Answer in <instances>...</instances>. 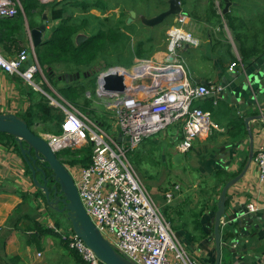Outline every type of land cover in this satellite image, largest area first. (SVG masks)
<instances>
[{
	"label": "crops",
	"instance_id": "crops-1",
	"mask_svg": "<svg viewBox=\"0 0 264 264\" xmlns=\"http://www.w3.org/2000/svg\"><path fill=\"white\" fill-rule=\"evenodd\" d=\"M60 1L62 0L58 2ZM166 1L167 5L163 11L168 9L169 0ZM228 1L230 6L227 12H224L225 0L223 2L215 0V5L223 17L229 14L237 19L236 32L228 27L225 19H223V27H213L199 20L204 18L206 0H186V9L189 14L182 13L179 20L167 26L163 31L165 37L164 34L153 35L156 38L155 50L148 59L155 58L159 62H168V31L175 26L192 33L199 40V45L184 44L181 49H178L181 64L192 82L197 84L205 82L208 86L220 85L223 90L220 94L211 93L195 102V107L211 114L215 127L206 139L194 142L192 149L184 154V159L179 166L174 165L173 158L180 153L178 145L183 138L181 126L174 125L163 133L151 137L162 135L164 148L162 154L165 158H169L175 167L185 170L186 165L192 164L196 173L202 180L204 179L201 184L203 189L190 193L181 189L179 185H175L174 200L169 204L165 198L168 190L164 193L156 191L151 193L155 201L163 198L164 201L157 203L161 205L164 203L162 205L164 214L170 211L174 219L178 218L180 221L184 219L182 230L174 232L187 255L199 264H215L214 224L217 203L225 184L235 175L237 177L249 160L251 142L249 133L251 132L254 159L244 177L228 192L226 214L221 225V236L226 237V242H222L221 264H264V184L258 180V169L255 163L257 153L264 149V54L254 56L246 62L242 61L240 54L241 47L249 48L254 42L258 44L259 49L264 50V0ZM70 2L79 3V0H70ZM93 2L87 4L90 9L88 12L83 11L84 6L74 9L79 10L80 16L100 17L92 13L94 11L101 13L91 8ZM72 8H69L67 17L73 16ZM118 9L120 11V8H116ZM130 11L127 10L129 14ZM159 11L154 9L153 15L149 18L160 14ZM46 13L49 23L44 40L53 28L50 11L47 10ZM139 19L140 16L138 17L137 14V19L132 23L138 22ZM33 21L38 24V27L43 23V16H35ZM159 28L160 25L151 28L153 30L149 35ZM30 30L32 29L25 17L23 31L25 43L21 45L22 49L33 47ZM236 34L241 38H237ZM246 36L249 37L246 38ZM133 38L138 40V37ZM165 38L166 42H164ZM20 51L10 54L0 48V52L5 57H14ZM34 51L36 53V50ZM235 62H241L244 68L239 66L232 68ZM116 67L131 69L133 66L131 68L121 65L112 66L100 72L99 75ZM77 73H84L87 76L68 83L58 78L55 81L56 84H53L44 74L37 75L36 86L33 87L22 77L0 70V113L22 116L42 97L50 100L51 105L54 100L59 104L68 103L80 111L59 92L61 88L70 85L78 87L89 81L90 76L87 71L63 73L60 77ZM95 83L93 90L89 89L85 92V98L91 104L85 107V112H80L88 116L90 121L98 124L107 134L113 133L111 136L118 137L120 128L115 121L112 120L108 129L105 128L104 118L113 116L106 108L108 97L98 94L97 79ZM39 125L36 124L33 130ZM151 138L146 139L140 146L152 141L156 144L154 153L160 152V141ZM1 149L17 153L18 160L11 167L17 169L18 165H23L24 172L17 174L13 168L0 161V264H86L69 247L66 237L72 234L71 226L66 229L57 227L47 209L49 207L41 197H37L38 190L33 183L31 173L27 172V165L22 156L13 146L8 147L0 142ZM2 156L3 152L0 159ZM66 166L69 165L66 164ZM176 186L180 188L176 190ZM198 186L194 185V188ZM206 186L208 189L204 191ZM250 203L257 205L255 212L248 211ZM170 224L172 226L171 222Z\"/></svg>",
	"mask_w": 264,
	"mask_h": 264
},
{
	"label": "built area",
	"instance_id": "built-area-1",
	"mask_svg": "<svg viewBox=\"0 0 264 264\" xmlns=\"http://www.w3.org/2000/svg\"><path fill=\"white\" fill-rule=\"evenodd\" d=\"M59 0H41L42 3ZM23 12L19 0H0V19L15 18ZM184 22V20H181ZM169 61H144L131 69L116 67L102 73L98 80V94L108 97L106 108L120 128L123 139L107 134L98 124L72 105L52 101L55 108L64 113L59 135H45L51 149L59 154L65 149L81 150L93 146L91 163L86 166H68L82 204L102 235L126 258L137 264H199L186 253L182 243L165 218L162 205L158 204L143 183L127 154L136 150L146 139L159 135L174 125H180L183 138L178 145L182 154L188 153L195 141L206 139L215 127L211 114L195 107V102L211 93L220 94L223 87L197 84L191 81L181 64L178 49L184 44L199 45V40L182 27L168 31ZM30 57L34 63L29 64ZM149 63V65H146ZM148 66V67H144ZM151 66V67H149ZM244 68L241 62L233 67ZM0 70L22 77L35 87L37 75H43L37 55L33 49L23 48L14 57H5L0 52ZM118 74L127 78L126 94L106 93L103 78ZM0 159L6 166L22 174L23 165L11 167L17 156L6 149L0 150ZM255 163L258 180L264 184V149ZM180 187L176 186L178 190ZM166 202L174 200L173 190L165 193ZM257 205L250 203L249 212ZM69 247L86 264H105L96 253L73 233L66 237Z\"/></svg>",
	"mask_w": 264,
	"mask_h": 264
},
{
	"label": "trees",
	"instance_id": "trees-1",
	"mask_svg": "<svg viewBox=\"0 0 264 264\" xmlns=\"http://www.w3.org/2000/svg\"><path fill=\"white\" fill-rule=\"evenodd\" d=\"M221 1L223 2V0ZM20 2L24 14L20 12L13 19L0 20V48L10 54L20 51L22 49L21 45L25 43L23 34L25 17L30 28L33 29L38 25L34 23L33 18L35 16L42 17L44 12L49 10L51 20L56 22L57 25L51 29L50 35L46 36L43 44L36 49V55L44 76L53 84H56L55 81L58 78L60 79V76L55 74L54 67L56 64L71 65L73 66V72L87 71L89 73L88 82L78 87H64L59 90L66 100L83 112L86 111L85 107L91 104L85 98V92L94 89L95 85L93 83L96 82L97 76L103 70L113 66L112 60L117 59L118 64H115V66L121 65L131 68V66H134L136 58L148 59L154 53L156 38L149 35L153 29L144 26L140 19L138 22L128 24L130 14L127 10L135 11L138 17L145 16L149 18L153 15L154 9L160 10L161 13L167 5L166 0H145L143 4L140 0H94L91 8L99 10L102 15L110 10L120 8L119 15L113 14L111 17L103 18L94 15H82L77 19H73V16H66L70 10L69 8H77L80 5L70 2V0L52 3H42L41 0H20ZM181 3L184 7L183 14H189L186 9V0H181ZM89 10L88 6L85 5L83 11L88 12ZM204 10V18L199 20L213 27H223V19H225L228 27L236 32L237 26L235 23L237 19L229 14L224 17L220 15L215 0H206ZM166 24L171 25L167 21ZM136 29L138 30L136 31ZM81 34L86 35L87 39L78 45L76 38ZM133 37H138L134 44L132 43ZM236 37L241 38L237 34ZM240 54L242 61L246 62L254 56L263 55L264 50L259 49L258 44L254 42L249 48L241 47ZM98 60H102L105 65L93 70L92 67L98 65ZM20 117L28 123L33 132V127L36 124H44L48 131L55 135L62 132L61 125L64 120V113L62 110L53 107L51 101L46 97H42L37 104ZM0 142L8 147L13 146L21 155L18 144L11 135L0 133ZM148 144L152 145L149 152L153 154L156 151V144L148 141L142 145V148ZM92 150L93 146L89 144L81 150L71 152L72 159H70V162H62L71 167L76 165L86 167L91 163ZM27 172L31 173L28 166ZM40 195L42 197L41 192ZM222 242H226L225 236L222 237Z\"/></svg>",
	"mask_w": 264,
	"mask_h": 264
},
{
	"label": "water",
	"instance_id": "water-1",
	"mask_svg": "<svg viewBox=\"0 0 264 264\" xmlns=\"http://www.w3.org/2000/svg\"><path fill=\"white\" fill-rule=\"evenodd\" d=\"M225 1L226 8L224 12H227L230 2L228 0ZM182 13L183 7L181 0H169L167 10L153 18L140 16V20L144 26L154 28L163 24L171 17L182 15ZM135 19H137V13L135 11H130L128 24L134 22ZM42 22L40 26L30 30L31 42L34 50L44 42V34L47 31L48 23V14L46 12L43 15ZM86 39L87 36L81 34L77 36L76 42L80 45ZM33 63V58L30 57L29 64L32 65ZM85 76L87 75L84 73H77L73 75L66 74L60 78L68 83L84 78ZM103 81V89L106 93L126 94L129 92V82L124 75H107L103 78ZM202 84L206 83L202 82ZM0 133L11 135L15 139L20 149L21 156L31 171L33 183L42 194V200H44L48 207L66 217L71 225L72 233L90 247L102 262L105 264H137L122 255L95 226L82 204L72 174L68 167L62 162L59 155L51 149L45 137L34 133L24 119L14 114L0 113ZM249 134L251 139L249 160L244 170L237 177L229 180L225 184L217 203L214 224L216 248L215 264H221L223 248L221 225L222 219L226 214L228 192L244 177L254 159L252 133L250 132ZM116 140L119 143L122 141H129V139H123L122 134H119ZM183 159L184 154L178 153L173 158L174 165L179 166Z\"/></svg>",
	"mask_w": 264,
	"mask_h": 264
},
{
	"label": "rangeland",
	"instance_id": "rangeland-1",
	"mask_svg": "<svg viewBox=\"0 0 264 264\" xmlns=\"http://www.w3.org/2000/svg\"><path fill=\"white\" fill-rule=\"evenodd\" d=\"M145 0H140L141 4L144 3ZM93 2V0H79L80 6H85L87 4H90ZM203 7V4H201ZM93 14L100 16V17H111L113 14L119 15L120 11L118 10H110L105 15L101 16V13L94 11ZM71 14L73 15V19H77L81 13H79L78 9H71ZM176 20H179V16H174L167 20V23L172 24L175 23ZM48 23H49V17H48ZM47 23V25H48ZM165 23V24H164ZM160 25V28L156 30L152 35L159 36L161 34H164L163 31L166 29L168 24L164 22ZM53 27L57 25V23L52 22ZM50 35V31L48 32V36ZM247 38L249 36H246ZM136 42V39H133L132 43L134 44ZM166 42V38L165 41ZM117 60V59H116ZM112 60V65L115 66V64H118V61ZM155 60L153 59H135L134 62H144V61H151ZM156 61V60H155ZM120 63V62H119ZM102 60H98V65H94L92 68L93 70L99 69L100 66H104ZM73 66L69 65H56L55 68V74L62 75L63 73H70L74 70L72 69ZM96 84L95 82L93 83ZM76 85H70L68 87H75ZM93 103V102H92ZM82 110V109H81ZM107 115H110L108 112H106ZM113 118H104L105 121V128L108 129L109 123H111ZM114 121V120H113ZM35 133H37L40 136L45 137V135L52 134L48 131V128L44 124H40L39 127L34 128ZM110 135H113V133H110ZM156 141H160V152H156L153 154H150V149H152V145L148 144L144 148L139 146L136 150L129 152L127 154L128 161L130 164L134 167L140 181L143 183V185L149 190V191H156L159 193H164L165 191L173 190V187L175 185H179L181 189L187 190L190 193H193V191L201 190L203 189V186L201 185L204 181L199 176L198 173H196L194 167L192 164L186 165L187 167L184 169H179L175 167L169 160V158H165L162 154L164 152V148L162 147L163 143V137L162 135L158 137L151 138ZM141 147V148H140ZM77 151V150H76ZM74 152L72 149H65L59 153V157L62 158L63 162H70V159H72L70 153ZM17 153H15L16 155ZM81 165H76V167H80ZM194 185H199L198 188H194ZM206 186V191L208 188ZM37 196H40V192H37ZM164 201L163 198H159L157 202ZM45 203V202H44ZM164 204V203H163ZM162 204V205H163ZM161 205V204H160ZM49 210L50 216L52 217L55 225L59 228H68L70 227V223L67 221L66 217L63 214H60L59 212L47 208ZM165 217L168 221L172 223V228L175 232L182 230V225L184 222L183 220H178V218H173L171 216L170 211L166 212ZM192 231V229H189ZM194 230V229H193ZM193 232V231H192Z\"/></svg>",
	"mask_w": 264,
	"mask_h": 264
},
{
	"label": "bare ground",
	"instance_id": "bare-ground-1",
	"mask_svg": "<svg viewBox=\"0 0 264 264\" xmlns=\"http://www.w3.org/2000/svg\"><path fill=\"white\" fill-rule=\"evenodd\" d=\"M146 65H149V63H146ZM144 67H148V66H144ZM149 67H151V66H149Z\"/></svg>",
	"mask_w": 264,
	"mask_h": 264
}]
</instances>
